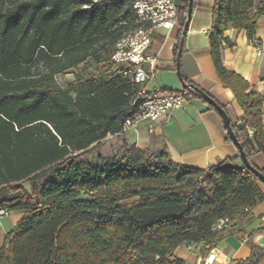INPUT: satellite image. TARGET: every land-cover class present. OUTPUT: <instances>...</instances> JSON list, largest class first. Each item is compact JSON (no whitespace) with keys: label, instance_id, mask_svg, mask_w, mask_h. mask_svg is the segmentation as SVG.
<instances>
[{"label":"trees","instance_id":"1","mask_svg":"<svg viewBox=\"0 0 264 264\" xmlns=\"http://www.w3.org/2000/svg\"><path fill=\"white\" fill-rule=\"evenodd\" d=\"M188 1L175 0L178 63ZM133 2L0 0V210L22 213L0 264H185L174 255L179 245L210 247L226 230L214 227L218 220H241L263 199L239 151L203 169L122 138L112 155L80 157L120 135L136 110L139 85L110 62L116 41L136 26ZM262 14L264 0H214L208 31L215 73L243 111L232 130L261 172L251 157L264 153V96L223 65L221 52L233 45L228 28L258 45ZM90 62L96 67L87 77L57 82V74ZM169 91L201 98L192 88ZM250 249L242 264L263 259V248L250 242Z\"/></svg>","mask_w":264,"mask_h":264},{"label":"crops","instance_id":"2","mask_svg":"<svg viewBox=\"0 0 264 264\" xmlns=\"http://www.w3.org/2000/svg\"><path fill=\"white\" fill-rule=\"evenodd\" d=\"M254 1L258 4L263 0ZM213 4L214 0H194L179 68L187 84L193 83L223 105L230 123L237 124L243 111L235 102L232 92L219 81L209 54L208 31ZM256 21L259 47L247 38L245 30L228 28L224 36L233 45L223 46L221 58L227 69L241 75L256 92L264 96V14L257 16ZM177 35L178 27L171 30L157 28L154 31L149 47V53L155 57L152 77L139 87L163 92L182 88L176 73ZM262 125L264 127V102ZM120 135L139 147L165 148L174 162L203 169L238 154L236 146L228 140L220 114L216 109H210L204 99L197 97L187 101L184 108L162 116L153 123L152 129L148 123L142 122L136 129ZM251 161L264 173L263 152L252 155ZM257 186L263 199L250 208L243 219L231 222L214 244L209 247L195 243L192 248L181 244L174 255L184 260L185 264H202L205 256L213 251L215 260L212 264H242L250 256V242L264 249V183L258 180ZM21 215L20 212L18 220ZM7 232L0 222V247ZM258 264H264V257Z\"/></svg>","mask_w":264,"mask_h":264},{"label":"built area","instance_id":"3","mask_svg":"<svg viewBox=\"0 0 264 264\" xmlns=\"http://www.w3.org/2000/svg\"><path fill=\"white\" fill-rule=\"evenodd\" d=\"M136 26L124 33L115 43L110 56L112 69L127 76L133 83L142 86L152 77L155 57L149 53L152 34L157 28L171 30L179 26L175 0H134ZM259 47V45H256ZM259 50V49H258ZM133 104L138 103L133 115L126 117L121 125V134L136 129L142 123H148L150 129L153 123L172 110L182 109L187 102L183 95L175 91L163 92L158 89L147 91L139 87ZM251 135L253 131L248 129ZM7 212L0 210V215ZM229 220L224 218L216 222V229H227ZM192 248L193 243L185 244ZM215 253L210 251L202 264H212Z\"/></svg>","mask_w":264,"mask_h":264},{"label":"rangeland","instance_id":"4","mask_svg":"<svg viewBox=\"0 0 264 264\" xmlns=\"http://www.w3.org/2000/svg\"><path fill=\"white\" fill-rule=\"evenodd\" d=\"M95 64L90 62V63H83L79 65L76 69L69 70L65 73H60L56 75V80L57 82L61 85L64 86L67 84L69 81L73 80L76 75H80L83 77H87L89 75V72L93 71L95 68ZM180 86L182 85L181 82L179 84ZM122 135H114V136H107L103 141H101L98 145H92L83 152H80V157L81 158H87V159H92L94 158L98 153H101L103 155H112L116 152L118 146L121 143L122 140ZM27 187L28 185L25 184ZM19 211H15L14 213L7 212L4 214H1L0 217L1 220V225H4L5 228L7 229V233L4 235L5 240L7 234L9 232H12L15 230L17 224H18V216H19Z\"/></svg>","mask_w":264,"mask_h":264},{"label":"water","instance_id":"5","mask_svg":"<svg viewBox=\"0 0 264 264\" xmlns=\"http://www.w3.org/2000/svg\"><path fill=\"white\" fill-rule=\"evenodd\" d=\"M191 16H192V0H189L188 6H187L186 18H185V21H184V24H183V27L181 30V34H180V39H179V54L181 53L182 46L184 43V39H185V36H186L188 28H189ZM176 73H177V76H178V78L182 84V87L192 88L201 96L202 99H204L206 102L211 104L217 110V112L220 114V116L223 120V123H224L226 130H227L228 135L230 136V138L232 139V141L234 142V144L236 145V147L239 151V155L241 157L243 164L255 173V175L258 177L259 181L264 183V173L261 172L260 170L256 169V168L252 167L250 162L246 158V155H245L241 145L239 144L238 140L236 139V136L232 130L230 119H229V116H228L226 110L220 104H218L209 94H207L205 91L200 89L198 86L194 85L193 83L187 84L184 81V79L181 75V72H180L178 61L176 62Z\"/></svg>","mask_w":264,"mask_h":264}]
</instances>
